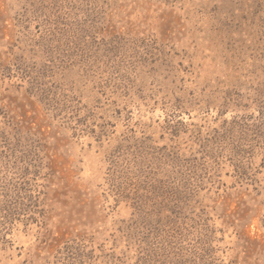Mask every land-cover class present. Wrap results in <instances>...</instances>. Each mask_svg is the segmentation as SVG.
I'll list each match as a JSON object with an SVG mask.
<instances>
[{
  "label": "rangeland",
  "instance_id": "obj_1",
  "mask_svg": "<svg viewBox=\"0 0 264 264\" xmlns=\"http://www.w3.org/2000/svg\"><path fill=\"white\" fill-rule=\"evenodd\" d=\"M0 264H264V0H0Z\"/></svg>",
  "mask_w": 264,
  "mask_h": 264
}]
</instances>
